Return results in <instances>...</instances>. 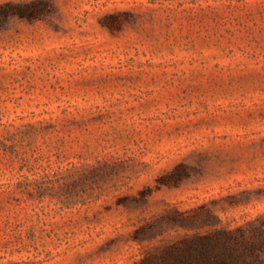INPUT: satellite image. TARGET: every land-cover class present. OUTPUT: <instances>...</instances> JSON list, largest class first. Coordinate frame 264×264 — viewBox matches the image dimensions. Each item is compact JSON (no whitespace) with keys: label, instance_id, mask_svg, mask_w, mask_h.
I'll list each match as a JSON object with an SVG mask.
<instances>
[{"label":"rangeland","instance_id":"374dc122","mask_svg":"<svg viewBox=\"0 0 264 264\" xmlns=\"http://www.w3.org/2000/svg\"><path fill=\"white\" fill-rule=\"evenodd\" d=\"M41 1L0 18V264H135L189 232L168 213L264 221V0L0 6Z\"/></svg>","mask_w":264,"mask_h":264},{"label":"trees","instance_id":"16d2710c","mask_svg":"<svg viewBox=\"0 0 264 264\" xmlns=\"http://www.w3.org/2000/svg\"><path fill=\"white\" fill-rule=\"evenodd\" d=\"M21 7L12 3L0 6V18L18 15L38 17L47 8ZM167 221L189 229L176 240L161 243L153 252L135 264H262L264 262V221L248 226L222 225L211 210H195L192 214L171 213ZM145 227L136 231L135 240L143 241Z\"/></svg>","mask_w":264,"mask_h":264}]
</instances>
